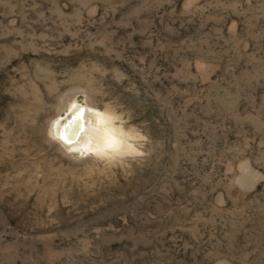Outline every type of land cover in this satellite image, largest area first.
Instances as JSON below:
<instances>
[{
    "label": "rangeland",
    "instance_id": "obj_1",
    "mask_svg": "<svg viewBox=\"0 0 264 264\" xmlns=\"http://www.w3.org/2000/svg\"><path fill=\"white\" fill-rule=\"evenodd\" d=\"M0 264H264V0H0Z\"/></svg>",
    "mask_w": 264,
    "mask_h": 264
},
{
    "label": "bare ground",
    "instance_id": "obj_2",
    "mask_svg": "<svg viewBox=\"0 0 264 264\" xmlns=\"http://www.w3.org/2000/svg\"><path fill=\"white\" fill-rule=\"evenodd\" d=\"M72 118L67 119L63 124L61 119L54 121L52 133L56 139L65 147L75 148L84 146L88 149H104L111 139V131L101 128H92L87 126L88 119L93 117L96 124L101 123V115L85 107H78L73 104L70 108Z\"/></svg>",
    "mask_w": 264,
    "mask_h": 264
}]
</instances>
